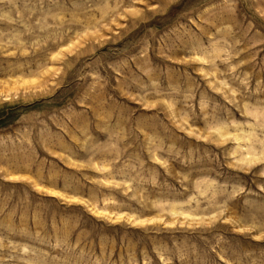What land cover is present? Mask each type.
Returning a JSON list of instances; mask_svg holds the SVG:
<instances>
[{
    "label": "rangeland",
    "instance_id": "rangeland-1",
    "mask_svg": "<svg viewBox=\"0 0 264 264\" xmlns=\"http://www.w3.org/2000/svg\"><path fill=\"white\" fill-rule=\"evenodd\" d=\"M0 264H264V0H0Z\"/></svg>",
    "mask_w": 264,
    "mask_h": 264
}]
</instances>
